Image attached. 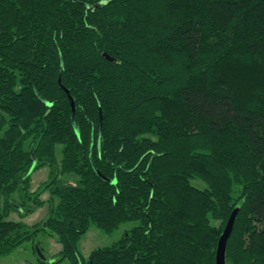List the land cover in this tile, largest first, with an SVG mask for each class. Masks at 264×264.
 Segmentation results:
<instances>
[{"label":"trees","instance_id":"16d2710c","mask_svg":"<svg viewBox=\"0 0 264 264\" xmlns=\"http://www.w3.org/2000/svg\"><path fill=\"white\" fill-rule=\"evenodd\" d=\"M236 207L227 264H264V0H0V258L43 230L31 264H216Z\"/></svg>","mask_w":264,"mask_h":264},{"label":"rangeland","instance_id":"374dc122","mask_svg":"<svg viewBox=\"0 0 264 264\" xmlns=\"http://www.w3.org/2000/svg\"><path fill=\"white\" fill-rule=\"evenodd\" d=\"M60 153V152H58ZM50 168L48 165H43L41 167H36L31 172V183L30 190L35 191L41 188L43 183L49 180ZM69 176L68 178L70 179ZM193 182L200 187H204V182L200 179L194 178ZM16 196V195H15ZM45 202L38 206L33 211L24 214L18 210H11L8 218L15 220H22L29 225L39 224L44 220L50 209L51 201H49L50 191L47 189L44 191L41 196ZM19 201L18 196L15 197ZM48 199V200H47ZM53 202L56 203V198L53 199ZM210 219L213 224H220V220L215 219L212 214H210ZM136 224L135 221H128L122 223L118 228L112 232H106L103 229L91 225L90 228L82 235L80 238L77 247L80 253L85 259H88L91 252L102 246L111 245L117 240H119L127 230L131 229ZM40 248L42 254L49 259H54L59 256V252L62 248L61 243H59L55 236L41 230L37 237L30 240H25L21 245L16 247L10 254L5 255L0 258V264H31L36 262V257ZM66 264H69L68 260H65Z\"/></svg>","mask_w":264,"mask_h":264},{"label":"water","instance_id":"95a60500","mask_svg":"<svg viewBox=\"0 0 264 264\" xmlns=\"http://www.w3.org/2000/svg\"><path fill=\"white\" fill-rule=\"evenodd\" d=\"M70 101L72 103V108H73V111H74L75 110V102H74V99H73L72 96H70ZM73 122H74V125H75V129L77 130V132H79V126H78V123H77L76 118H75L74 115H73ZM100 125H101V123H100ZM96 171L103 179L108 180V181H112L110 178L102 175L100 173V171H98L97 169H96ZM238 212H239V208L236 207L232 211V213L230 215V218L227 221L226 226H225L222 234L220 235V238H219V241H218V245H217V249H216V256H215L216 264H227V262H226L227 241H228V238L230 237V234H231V232L233 230V227H234L235 220H236ZM38 252H39V255L41 257H45V255L42 254V252H41V250L39 248H38Z\"/></svg>","mask_w":264,"mask_h":264},{"label":"bare ground","instance_id":"6f19581e","mask_svg":"<svg viewBox=\"0 0 264 264\" xmlns=\"http://www.w3.org/2000/svg\"><path fill=\"white\" fill-rule=\"evenodd\" d=\"M230 218V217H229ZM229 220V219H228ZM232 233V232H231ZM231 235V234H230ZM229 239V238H228ZM228 242V241H227ZM226 248H227V246H226ZM227 262V261H226Z\"/></svg>","mask_w":264,"mask_h":264}]
</instances>
